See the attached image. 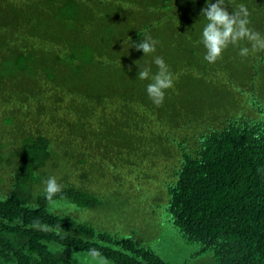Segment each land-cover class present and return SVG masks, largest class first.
I'll list each match as a JSON object with an SVG mask.
<instances>
[{"label":"trees","instance_id":"obj_1","mask_svg":"<svg viewBox=\"0 0 264 264\" xmlns=\"http://www.w3.org/2000/svg\"><path fill=\"white\" fill-rule=\"evenodd\" d=\"M225 3L264 36V0ZM206 4L0 0V264H264V51L205 61ZM146 30L178 59L159 107Z\"/></svg>","mask_w":264,"mask_h":264},{"label":"clouds","instance_id":"obj_2","mask_svg":"<svg viewBox=\"0 0 264 264\" xmlns=\"http://www.w3.org/2000/svg\"><path fill=\"white\" fill-rule=\"evenodd\" d=\"M249 15L250 13L244 4L233 7V12L230 14L227 11L225 0H216V3L207 0L206 7L201 10V17H204L207 23L202 29L199 41L206 50L205 61L208 63L217 62L223 58L226 49L230 46L238 47L242 41H247L250 47H239L238 55L241 57L264 51V36L248 26L250 24ZM158 43L159 41L151 35H146L143 40L131 46L137 51H142L144 57L152 56L151 62L143 67L139 65L138 61L134 63L139 67L137 78L141 81H150L146 85V92L149 99L157 107L163 105L166 91L174 88L176 79L164 58L154 55ZM152 64L157 68L155 73L152 71ZM42 183L43 194L50 202L62 191L63 186L58 182L56 176H49ZM32 206L35 207L36 205ZM33 226L39 230H47V226L41 225L39 221H34ZM88 255L93 260H99L100 264H107L102 254L94 248L89 250Z\"/></svg>","mask_w":264,"mask_h":264},{"label":"rangeland","instance_id":"obj_3","mask_svg":"<svg viewBox=\"0 0 264 264\" xmlns=\"http://www.w3.org/2000/svg\"><path fill=\"white\" fill-rule=\"evenodd\" d=\"M159 23H161L163 26H165L164 35H161L160 34V38L163 37L161 39V42H163V44L166 46L167 43H170V38L172 36V32H171V29L168 30V23H167V21H165L163 19H160L159 20ZM146 32H148V35L150 34L152 37H154L153 34L155 32L150 31V30L149 31L146 30ZM205 52H206V50H205ZM176 57L175 56H166V59H165L166 64L169 66L172 63V61H178V59ZM138 59H139V57L137 58V60ZM238 70L239 69L234 70L235 73H233V74L235 75V77L240 78L241 77V73H239ZM182 77L184 78V75ZM183 82H185V81H183ZM98 213L99 212L97 211L96 214H98ZM162 219L163 218H161V220ZM111 221H114L113 220V216L109 217L108 222H111ZM137 225H139V224L138 223L133 224V226H137ZM171 235H172V228L171 227L170 228H167L166 224H164L163 225V230H158V233H157L158 242L157 243L160 244V245H162V246H166L167 244H170V245L174 246V244L177 243V242L171 241V239H170L171 238Z\"/></svg>","mask_w":264,"mask_h":264}]
</instances>
